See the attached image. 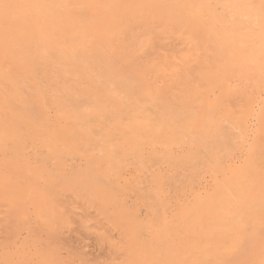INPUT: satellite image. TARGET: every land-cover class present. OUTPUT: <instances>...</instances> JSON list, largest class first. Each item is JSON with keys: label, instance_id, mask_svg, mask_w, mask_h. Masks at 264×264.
<instances>
[{"label": "rangeland", "instance_id": "obj_1", "mask_svg": "<svg viewBox=\"0 0 264 264\" xmlns=\"http://www.w3.org/2000/svg\"><path fill=\"white\" fill-rule=\"evenodd\" d=\"M0 264H264V0H0Z\"/></svg>", "mask_w": 264, "mask_h": 264}]
</instances>
